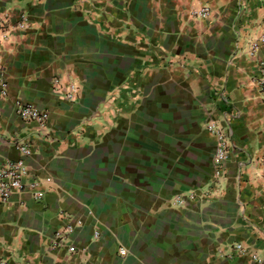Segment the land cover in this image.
Listing matches in <instances>:
<instances>
[{
  "label": "crops",
  "instance_id": "0c3cea01",
  "mask_svg": "<svg viewBox=\"0 0 264 264\" xmlns=\"http://www.w3.org/2000/svg\"><path fill=\"white\" fill-rule=\"evenodd\" d=\"M4 15L0 166L25 142L28 179L50 182L0 201V263L264 264V0H0ZM215 121L232 132L222 177Z\"/></svg>",
  "mask_w": 264,
  "mask_h": 264
},
{
  "label": "built area",
  "instance_id": "2783aa9c",
  "mask_svg": "<svg viewBox=\"0 0 264 264\" xmlns=\"http://www.w3.org/2000/svg\"><path fill=\"white\" fill-rule=\"evenodd\" d=\"M211 11L209 6L203 5L199 9L193 11V15L197 19L206 20L210 17ZM26 27L25 20L19 23L15 28L24 29ZM14 28L6 15L0 16V45L9 40L11 29ZM264 45V37L252 44L249 55L254 57L259 48ZM55 85L60 86L59 80L54 81ZM68 92L63 94V98L69 102H76L79 99V89L75 84L68 86ZM8 93L7 78L0 68V96L6 97ZM15 111L17 115L24 121L37 122L42 131L47 129L49 121V114L42 111L35 106L16 103ZM206 130L215 138L217 142V149L214 155V164L216 168V177H222L225 172V163L232 155V132L228 126L220 122H210L206 126ZM17 148L21 154V158L17 161H9L5 165L0 166V201L3 203L9 202L11 196L16 193H28L35 200L40 201L44 198L42 187L45 183L50 182L49 179L43 180L36 178L29 180V169L27 167V158L32 156V148L25 142H19ZM264 172V158L260 161ZM95 237H99L98 232ZM124 255L125 251L121 250ZM245 255L250 256L255 262H261V258L250 248L243 244H235L230 253L231 256ZM0 264H6L1 262Z\"/></svg>",
  "mask_w": 264,
  "mask_h": 264
}]
</instances>
